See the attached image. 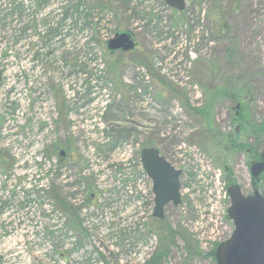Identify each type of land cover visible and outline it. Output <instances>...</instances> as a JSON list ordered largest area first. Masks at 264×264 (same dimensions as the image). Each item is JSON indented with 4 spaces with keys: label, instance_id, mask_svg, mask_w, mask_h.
Wrapping results in <instances>:
<instances>
[{
    "label": "rangeland",
    "instance_id": "rangeland-1",
    "mask_svg": "<svg viewBox=\"0 0 264 264\" xmlns=\"http://www.w3.org/2000/svg\"><path fill=\"white\" fill-rule=\"evenodd\" d=\"M217 1L185 0L179 11L164 0H0V10L9 9L0 18L6 60L0 69V158L8 162L1 170L9 178L0 183V264H61L62 258L66 264H216L208 253L233 230L223 170H231L226 175L233 174L246 195L252 193L249 163L243 154L231 157L235 149L217 157L219 149L206 140L212 132L191 108L227 84L242 96L239 122L252 115L251 147L259 137L255 127L264 125V0H223V17L216 16ZM122 30L134 34L136 49L108 52L105 41ZM221 97L212 108L213 126L233 133V111ZM12 144L46 159L62 150L63 157L47 174L41 165L14 169ZM145 146L182 167V204L166 205L163 222L148 217L144 236L123 224L128 213L121 209L112 162L126 147L137 159ZM178 148H197L200 155L182 163ZM63 168L77 189L62 185ZM146 184L152 186L150 179ZM54 189L70 207L61 232L48 212L54 205L65 213ZM84 190L96 196L88 214L76 201ZM157 226L179 234L161 240ZM134 235L149 236L153 253L165 257L145 263L146 249L141 239L133 246ZM186 240L201 254L189 256Z\"/></svg>",
    "mask_w": 264,
    "mask_h": 264
},
{
    "label": "water",
    "instance_id": "water-1",
    "mask_svg": "<svg viewBox=\"0 0 264 264\" xmlns=\"http://www.w3.org/2000/svg\"><path fill=\"white\" fill-rule=\"evenodd\" d=\"M169 7L179 11L185 8V0H164ZM137 45L130 30L117 31L107 40L105 47L111 52H129ZM63 155V152L60 153ZM143 170L152 182L154 195L153 217L163 219L167 204H181V170L176 169L153 146L143 147L139 152ZM264 174V141L259 159L250 166L252 183ZM229 206L227 217L233 222L228 239L220 242L213 252L216 264H264V197L257 187L244 195L239 184L227 187Z\"/></svg>",
    "mask_w": 264,
    "mask_h": 264
},
{
    "label": "built area",
    "instance_id": "built-area-1",
    "mask_svg": "<svg viewBox=\"0 0 264 264\" xmlns=\"http://www.w3.org/2000/svg\"><path fill=\"white\" fill-rule=\"evenodd\" d=\"M3 6L7 7V5L5 4ZM8 10L9 9H6L5 11L0 10V18L2 17V13H5ZM46 11L47 13L44 14V16L50 14L49 11L45 8L44 12ZM30 12H31V9L27 13H30ZM2 49L5 50V46L4 48H0V69H2L1 64L6 62V60H4V58L1 56ZM87 145H88V141L86 142V145L85 146L83 145L82 147L86 148ZM178 149L179 151L176 154L180 152L178 157L182 163L185 161L186 158L191 157V156L195 157L197 154H199L196 148L192 149L189 155L185 154V152H181L180 148ZM36 152L37 151H33V150L30 151L28 149H24V150L21 148L17 149L12 144L10 147V155H11V160H13L14 162L13 163L14 169L15 167H18V166L19 167L25 166L28 168L27 171L28 170L31 171V169H35L38 165H41L40 170L46 168V171L44 172V174H47L49 172L50 166H53L55 164L57 165L58 160L55 157H52L51 159H46L44 156H41V157L37 156ZM119 152H122V154H117V159L115 160V162H112V163H116L114 168L115 170H117L116 174L119 180L117 184V188L121 196V202H122L121 209L125 207L128 213V214L123 213V215L127 217L126 219L123 220V224H125V222H128V225H126V227H128L130 230H132L135 233H139L142 235L144 234L145 236L147 235V228L145 225V221L147 220L148 217L152 215V212H153V200H152L153 197H152L151 187L147 186L146 184V182H148V177L144 173L138 159L136 158L133 159L131 157L130 148L126 147L123 151H119ZM124 152H127L129 154V157H127V154H125ZM88 171H89V165H88V160H87V164L84 166L81 172V175L88 176ZM59 173L64 178L62 185H66L74 190L77 189L76 182L69 175V172L65 171V168H63L62 171L59 170ZM6 179L8 180L9 178L6 174L2 172L1 165H0V183L2 181H5ZM46 181H47V184L45 185L43 184L42 187H44V189L47 190V188H49L50 183L48 185V182H49L48 178H45L43 180L44 183ZM120 188L122 189V193H121ZM76 201L80 207H83V211L87 212V214H88V210L91 211V208L93 207V205L88 207V204L86 203V191H84L82 195L78 194ZM147 202H149L150 205H147ZM48 212H51L53 221L56 224L55 228L58 229L57 231L59 232L65 231V229H67L66 224H65L66 219L64 215L61 213V211L57 209L56 206L53 205L51 209L48 210ZM110 216H112V213L110 214ZM131 222L135 223L137 227H134V226L131 227L130 226ZM87 225H88V217H87ZM129 235H131V233ZM144 236H142V238H138L137 236H135V239L133 240L132 243L134 246L135 243L139 239H141L139 240V243L144 245V248L146 249V252H145V255H146L145 263H146L153 253V247L150 246L151 245L150 242H152L151 238L149 236L144 238ZM73 241H74L73 237H68L66 245H69V247L70 246L72 247ZM126 248H127V245H126ZM66 261L67 260L65 258H62L61 264H66Z\"/></svg>",
    "mask_w": 264,
    "mask_h": 264
},
{
    "label": "flooded vegetation",
    "instance_id": "flooded-vegetation-1",
    "mask_svg": "<svg viewBox=\"0 0 264 264\" xmlns=\"http://www.w3.org/2000/svg\"><path fill=\"white\" fill-rule=\"evenodd\" d=\"M200 102H198V106L204 107L205 106V102L208 100V96L206 95H202L200 96ZM221 96H215V99L213 98V101L210 102L209 104V108H217V101H219V98ZM221 98H225L228 100L229 104H230V110L233 111V115L229 118V122L231 125L236 124L235 130L233 133H231L230 131H220L218 130V128L215 129V132H212L211 137L209 138V141L207 142V144H209L211 142L212 146L219 149V153L217 154V157H220V155L224 156L225 158L227 156H230V152L234 150V153L231 155V157H234L237 154H243L245 156V160L246 163H249V178H250V186L252 188L255 187L260 188V182L263 180L264 178V174H260L259 179L257 181H255V184L252 183V179H251V174H250V166L253 164V162L257 161L259 159V152H258V156L257 154L255 155L253 153L252 150V130H251V124H252V115L248 116V118H245L244 122L241 123L239 122V120L241 119V109H242V96H234V97H226V96H222ZM243 98L245 99V101L249 104L248 106V111L251 112V106H250V99L249 96H243ZM202 116V115H201ZM200 118V125L203 127V124H205V122H203V117H199ZM239 119V120H238ZM249 127V130H245L243 131V134H240V130L242 129V126H246ZM201 127V128H202ZM204 128V127H203ZM202 128V129H203ZM240 128V129H239ZM204 130V129H203ZM213 136V137H212ZM256 139L253 140V143L255 142ZM260 151V150H259ZM229 157V158H231ZM226 170H223L224 172V179L225 181L229 184V183H234L236 182L235 178H233V174L232 175H226ZM260 190V189H259ZM251 191V192H252ZM261 193V191H260ZM250 194V193H248ZM262 194V193H261ZM247 195V194H246ZM262 196L264 197V195L262 194Z\"/></svg>",
    "mask_w": 264,
    "mask_h": 264
},
{
    "label": "trees",
    "instance_id": "trees-1",
    "mask_svg": "<svg viewBox=\"0 0 264 264\" xmlns=\"http://www.w3.org/2000/svg\"><path fill=\"white\" fill-rule=\"evenodd\" d=\"M223 0H218L216 2V4L219 6L218 9L216 10V16L218 17H223V14H225V5L223 4L222 2ZM206 96H208V100L205 102V106L204 107H199V106H196V107H192L191 110H193V114L198 116V117H203L201 119H203V122H205V126L207 127L206 128V131L209 133L211 132H215V127L213 126V122H212V109L209 108V104L211 101H213V98L215 99V96H226V97H234V96H238L237 92H233L231 87L227 84H222V85H218V87L215 88V91L214 90H210V91H207ZM202 115V116H201ZM260 127L256 128V131L255 132H259V137L258 140H257V143L254 144V146L252 147V150H253V153L256 155L258 154V148L261 147V144H262V141L264 139V128H263V124L262 125H259ZM251 129H252V124H251ZM263 129V130H262ZM202 133H203V136H204V130H202ZM211 137V134L209 136V138ZM213 137V136H212ZM205 138V137H204ZM209 138L207 137V142L209 141ZM59 160H62L61 156L58 157ZM0 161L3 163V164H8V162L6 160H4L3 158H0ZM224 170H226L225 172L226 173H229L231 172V170L226 167L224 168ZM230 184V183H229ZM260 187L262 188L263 192H264V178L263 180L260 182ZM260 189V188H259ZM53 195H54V198L57 202V205L59 207H61L63 209V211H65V213L68 215V212H69V205H67V202L64 200L65 197L63 198L62 196H60V194L58 192L55 191V189L53 190ZM89 197V201L91 200V194L88 196ZM165 219H162V220H158L159 222H163ZM150 229H153L150 228ZM158 234L160 235V239L163 240V239H173L177 236V234H179V232L177 230H174L172 229L170 226H165L164 228H162L161 226H157L154 228ZM189 242L186 240V246ZM187 251H189V256L192 255H200L201 252L198 251L197 249V246L194 245V244H188V247H187ZM165 253H161V251H156L152 257L150 258L149 262L150 263H155L158 259H160L162 256H164ZM208 255H210L212 257V259L214 260V257L213 255H211V252L208 253Z\"/></svg>",
    "mask_w": 264,
    "mask_h": 264
}]
</instances>
